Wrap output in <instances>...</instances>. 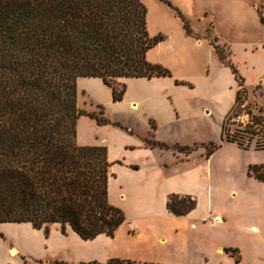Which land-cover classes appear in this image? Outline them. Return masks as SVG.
Here are the masks:
<instances>
[{
	"label": "crops",
	"instance_id": "0c3cea01",
	"mask_svg": "<svg viewBox=\"0 0 264 264\" xmlns=\"http://www.w3.org/2000/svg\"><path fill=\"white\" fill-rule=\"evenodd\" d=\"M140 1L148 36L162 37L146 60L170 76L118 79L125 91L117 102L101 79L77 80V104L87 113L101 106L114 124L113 113L126 116L121 127L97 125L85 116L76 125L78 146L105 148L108 202L125 221L112 238L92 240L69 227L62 232L57 224L47 233L30 223L15 224L25 225L42 244L37 255L23 252L0 229L7 253L16 249L19 264H264V181L248 175L249 167L264 166V159L249 155L264 156V149L223 141L209 156L203 149L173 150L196 145L181 137L197 132V122L208 115L224 120L239 88L264 90V0ZM211 42L225 49L227 63ZM171 195L190 197L194 208L172 214L166 206Z\"/></svg>",
	"mask_w": 264,
	"mask_h": 264
},
{
	"label": "trees",
	"instance_id": "16d2710c",
	"mask_svg": "<svg viewBox=\"0 0 264 264\" xmlns=\"http://www.w3.org/2000/svg\"><path fill=\"white\" fill-rule=\"evenodd\" d=\"M146 13L140 0H0V223H30L45 233L57 224L83 240L112 238L123 224V212L108 202L105 148L76 143L81 116L97 125L116 124L101 106L98 113L78 108L77 80L101 79L117 102L125 91L118 79L170 76L146 60V52L162 40L148 36ZM211 44L227 63L222 47ZM241 93L239 88L231 111ZM226 132L224 120L221 142L251 147L239 140L247 131ZM219 147L210 144L206 156ZM253 148L264 149V142ZM248 175L264 181V166L249 167ZM166 206L183 216L195 202L171 195Z\"/></svg>",
	"mask_w": 264,
	"mask_h": 264
},
{
	"label": "rangeland",
	"instance_id": "374dc122",
	"mask_svg": "<svg viewBox=\"0 0 264 264\" xmlns=\"http://www.w3.org/2000/svg\"><path fill=\"white\" fill-rule=\"evenodd\" d=\"M209 38L211 39L212 36L209 35ZM222 53H226L224 48H222ZM77 105L81 111L86 112V110L82 108L81 103ZM99 111V107L94 110L96 113ZM228 114L230 115L228 117L226 116L227 118L225 117L224 119L226 121L228 130L226 133L232 135L236 131H247L248 134L237 133L242 135V138L239 140L243 141L244 143L249 142L251 147H253L257 142H264V90L260 88L251 89L246 90L245 93H241L240 100L238 101L237 105H235L233 111L229 112ZM112 116L113 121L118 127L125 126V114L115 112L112 114ZM205 119L206 120L203 122H197V132L189 133L181 137L182 142H186L187 144H196L190 148V151H188L187 154L203 149L206 155V148L210 144H221L222 125L224 120L215 113L208 115V117ZM223 136L225 139L226 134ZM173 150L175 151L176 149ZM249 158L262 160L264 159V156L261 154H253L249 155ZM109 178L110 172L108 169V180ZM25 227V225L6 224L5 226L0 227V229L4 231L5 235L11 239L14 245L21 251L31 253L32 255H37V253H39L38 248H40L42 240L27 233L25 231ZM5 235H0V264H19L20 260L18 254V256L16 255L14 258L10 256L9 252L7 253V237H5ZM36 245L38 247H36ZM23 263L34 264V262L27 260H23Z\"/></svg>",
	"mask_w": 264,
	"mask_h": 264
},
{
	"label": "bare ground",
	"instance_id": "6f19581e",
	"mask_svg": "<svg viewBox=\"0 0 264 264\" xmlns=\"http://www.w3.org/2000/svg\"><path fill=\"white\" fill-rule=\"evenodd\" d=\"M11 250H14V252L12 253ZM9 254H10V256L15 257L18 254V251L16 249L12 248L9 250Z\"/></svg>",
	"mask_w": 264,
	"mask_h": 264
},
{
	"label": "water",
	"instance_id": "95a60500",
	"mask_svg": "<svg viewBox=\"0 0 264 264\" xmlns=\"http://www.w3.org/2000/svg\"><path fill=\"white\" fill-rule=\"evenodd\" d=\"M11 252L13 253V252H14V250H11Z\"/></svg>",
	"mask_w": 264,
	"mask_h": 264
}]
</instances>
